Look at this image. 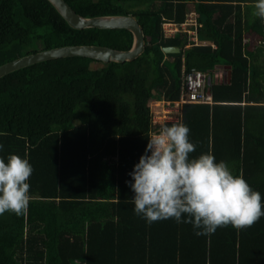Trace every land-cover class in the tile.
I'll return each mask as SVG.
<instances>
[{"label":"trees","instance_id":"trees-1","mask_svg":"<svg viewBox=\"0 0 264 264\" xmlns=\"http://www.w3.org/2000/svg\"><path fill=\"white\" fill-rule=\"evenodd\" d=\"M65 1L82 16L133 15L145 48L132 61L70 56L0 77V157L33 168L27 208L0 214V264H264V216L196 236L172 219L146 223L125 184L147 143L151 101L179 96L183 66L225 64L229 80L208 85L212 104L184 107L189 155L225 161L264 200V23L241 12L252 0ZM187 2L208 44L163 37L161 23L181 22ZM131 43L123 28H72L48 0H0V64L61 45Z\"/></svg>","mask_w":264,"mask_h":264},{"label":"clouds","instance_id":"clouds-1","mask_svg":"<svg viewBox=\"0 0 264 264\" xmlns=\"http://www.w3.org/2000/svg\"><path fill=\"white\" fill-rule=\"evenodd\" d=\"M252 15L264 20V0H254ZM189 128L178 121L164 125L148 138L143 153L127 173L133 195L128 203L146 223L172 219L190 224L196 236L217 228L243 229L264 216V200L242 176L214 155L190 157L195 144ZM33 172L26 158L0 157V214L21 215L29 203L28 179Z\"/></svg>","mask_w":264,"mask_h":264},{"label":"water","instance_id":"water-1","mask_svg":"<svg viewBox=\"0 0 264 264\" xmlns=\"http://www.w3.org/2000/svg\"><path fill=\"white\" fill-rule=\"evenodd\" d=\"M48 1L72 28H123L130 31L132 35V43L130 47L125 50L97 44H70L51 47L33 53H28L0 64V77L12 71L41 61L62 57L83 56L101 62H125L134 60L144 51V32L142 26L133 15L106 14L97 16H82L76 13L65 0ZM162 50L165 53H176L179 51V48L176 46H166L163 47ZM229 76L227 79H229Z\"/></svg>","mask_w":264,"mask_h":264},{"label":"built area","instance_id":"built-area-1","mask_svg":"<svg viewBox=\"0 0 264 264\" xmlns=\"http://www.w3.org/2000/svg\"><path fill=\"white\" fill-rule=\"evenodd\" d=\"M193 25V29H188V33H193L197 22L194 18L188 17L185 22L179 24L176 29V25L173 28L167 29V32L177 31L183 29L184 26ZM195 38V37H192ZM183 94L178 99H164L156 98L151 101L149 121L151 126V133L159 130L161 126L171 125L179 121L180 107L185 102H209L211 95L206 91V87L209 85V76L200 70L195 68L189 69L184 74L183 79ZM151 106L153 109H151Z\"/></svg>","mask_w":264,"mask_h":264},{"label":"crops","instance_id":"crops-1","mask_svg":"<svg viewBox=\"0 0 264 264\" xmlns=\"http://www.w3.org/2000/svg\"><path fill=\"white\" fill-rule=\"evenodd\" d=\"M253 2H254V0L248 1L247 3L248 4H253ZM241 10H242L241 11L242 13H244L243 12L244 10H251L250 18L251 19L255 18V16L252 15V7H250V9H245V7H242ZM214 15L217 16L218 13H215ZM188 17H192V18H194L196 20V22H197L196 29L198 30V28L201 26V22L198 20L199 15H198L197 11L195 10V6H194V4L192 2H187L186 3V9H185L184 18H183V20L181 22H185ZM261 21H262V23H264V20H261ZM167 23H170V24L167 25ZM178 23H180V22H176V21H173V20H164L161 23V30H162V33H163V37L164 38H171V37L179 35L180 37H183L184 39H186L184 47H189V46H192V45H205V44L209 43V41H207V40L199 39V37L197 35H196V38H192L193 35L187 32L188 28L190 30L193 29V27L189 26V25L184 26L183 29H178L177 31H174V32H167V29L173 28ZM176 29H177V26H176ZM252 32H253L252 34L246 35V39L252 38L251 36L253 34H255V32L253 30H252ZM211 46L214 47V44L212 43ZM164 47H166V46H164ZM170 59H171V57H170ZM184 68L185 67L183 66L182 67V82H181V86H180V90H179V96L177 98H175V99H178L183 94V92H182V89H183V86H184L183 79H184L185 72H187L186 70H184ZM219 68L222 69L223 74H224L223 80H220V81H225V79H227V77L230 75V71H229V66L228 65L216 64V65H214V69H213V67H212V69H210V70L213 71L214 78H215L214 81L211 80V83L212 82H220V81H217V79H218L217 76H219L218 74L221 73V70ZM210 70H208V72ZM229 78H230V76H229ZM211 83H210V85H211ZM207 90H209L208 87H207ZM209 93H211V92H209ZM162 97L165 98V96L163 94H162ZM212 102H213V100H212V95H211V100L209 102H185V103H183L181 105V107H180L179 121H183V110H184V107L186 105H189L191 103L192 104H209L210 105V104H212ZM151 109H153L152 106H151ZM149 112H150V110H149ZM149 125H150V121H149ZM150 133H151V126L149 127L148 137L150 136Z\"/></svg>","mask_w":264,"mask_h":264},{"label":"bare ground","instance_id":"bare-ground-1","mask_svg":"<svg viewBox=\"0 0 264 264\" xmlns=\"http://www.w3.org/2000/svg\"><path fill=\"white\" fill-rule=\"evenodd\" d=\"M180 23H182V22H180ZM180 23H178L176 26L178 27L179 26V24ZM168 24H170V23H167V25ZM189 26H192L193 27V25H189ZM189 29V28H188ZM174 32V31H173ZM191 34V33H190ZM192 35H193V37H195L196 38V35H197V29H196V27H195V30H194V32L192 33ZM193 68V67H192ZM191 69V68H190ZM195 69H197V68H195ZM197 70H200V69H197ZM200 71H203V72H205L208 76H209V82L212 80L211 79V77H210V74L208 73V71L206 70V71H204V70H200ZM208 87V86H207ZM207 87H206V91H208V92H210L209 90H207ZM209 89V88H208ZM210 95H211V93H209ZM162 97V95H159V98H161ZM162 98H164V97H162ZM164 99H167V98H164ZM169 100H173V99H169ZM150 113V112H149Z\"/></svg>","mask_w":264,"mask_h":264},{"label":"rangeland","instance_id":"rangeland-1","mask_svg":"<svg viewBox=\"0 0 264 264\" xmlns=\"http://www.w3.org/2000/svg\"><path fill=\"white\" fill-rule=\"evenodd\" d=\"M96 66V63L95 64H90V67H95ZM210 69H212V68H210ZM210 69H206L207 71L208 70H210ZM213 69H214V66H213ZM220 69V68H219ZM221 70V73L220 74H218L219 76H217V81H220V80H223V78H224V74H223V71H222V69H220ZM209 74H210V77H211V79L214 81V74H213V71L212 70H210L209 72H208ZM218 73V72H217Z\"/></svg>","mask_w":264,"mask_h":264}]
</instances>
